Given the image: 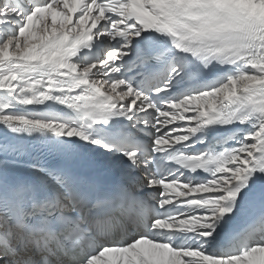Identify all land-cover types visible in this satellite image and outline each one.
I'll return each instance as SVG.
<instances>
[{
  "label": "snow or ice",
  "instance_id": "6c2138e0",
  "mask_svg": "<svg viewBox=\"0 0 264 264\" xmlns=\"http://www.w3.org/2000/svg\"><path fill=\"white\" fill-rule=\"evenodd\" d=\"M0 264H264V0H0Z\"/></svg>",
  "mask_w": 264,
  "mask_h": 264
}]
</instances>
